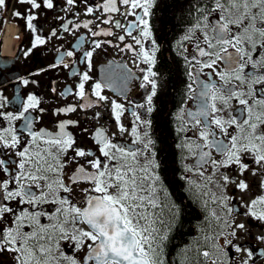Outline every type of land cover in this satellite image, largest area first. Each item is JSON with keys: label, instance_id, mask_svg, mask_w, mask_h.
Masks as SVG:
<instances>
[{"label": "snow or ice", "instance_id": "snow-or-ice-1", "mask_svg": "<svg viewBox=\"0 0 264 264\" xmlns=\"http://www.w3.org/2000/svg\"><path fill=\"white\" fill-rule=\"evenodd\" d=\"M77 2L65 0L68 6ZM81 2L85 4L86 15L107 14L97 19L124 29L125 35L134 41V44H125L120 51L133 52L138 58L133 63L143 73L139 86L146 92L144 102L131 109L135 120L130 135L136 147L114 143L103 127L97 129L93 137L96 151L76 147L74 135L66 128L78 126L79 121H61L56 133L34 130L30 112L44 111L38 96L29 94L26 101L18 100L22 111L14 114L2 111L7 98L0 92V118L8 122L6 127H0V176L3 177L0 179V255L7 253L12 264H165L164 244L173 226L180 222V209L163 196L161 162L156 158L155 141L149 131L152 120L144 118L154 111L161 76L157 68L160 46L153 35L152 23L157 0ZM186 2L191 6L190 20L177 44L191 81L185 98L194 100L196 106L194 111L186 112L182 106L178 113L180 127L177 131L183 135L176 147L180 149L184 171L204 177L199 184L190 176L184 178L190 185L188 191L208 213L205 219L210 234L204 235L202 241L198 239L196 248L185 249L184 264H209V261L227 264L229 247L236 252L245 251L234 243L237 230H244L245 225L230 219L234 208L229 207L228 201L233 197L227 190L232 186L240 193H247L250 186L241 177L249 171L252 175L258 170L264 173V0ZM17 4L26 6V11L14 10L13 16L24 19L26 29L32 33L37 32L34 22L39 19L38 12L56 7L54 0H17ZM6 7L7 0H0V10ZM113 13L125 20L129 16L134 19L122 23L113 18ZM91 23L89 20L82 26L89 28ZM52 35H56L55 31ZM99 35L114 33L105 29L92 32L94 37ZM125 35L116 38L124 41ZM45 43L37 34L31 48L23 54L28 56L32 49ZM105 43L111 41L93 40L92 49L84 51L82 62H86L89 71L93 67L94 53L97 49L103 50ZM74 54L67 51L49 68L60 65L67 68L63 57ZM114 63L110 62V67ZM140 64L147 67H139ZM202 75L208 79L202 80ZM113 76L123 81L133 78L124 65L119 66V71L113 69L109 79ZM91 79L88 71L83 72L74 93L84 101L79 105L81 109L108 101L102 94L106 85L100 82L91 86L95 100L86 95L85 83ZM30 83L37 81L23 79L25 86ZM233 101L238 105L235 114L229 111ZM110 103V114L119 132H128L120 123L127 109L116 100ZM137 109H142L143 115ZM55 111L56 114L74 113L77 105L70 104ZM226 111L227 118L222 115ZM100 118L99 112L92 117ZM17 120H23L21 129L14 126ZM213 151L221 158L215 159ZM250 163L256 168H251ZM209 164L212 172L206 176ZM66 169L71 171L66 172ZM227 169L238 170L239 174L230 177L224 171ZM210 204L221 211L210 208ZM245 207L246 215L264 222V195L252 199ZM257 239L264 240V237ZM82 251H86L83 260L76 255ZM188 251L193 252L190 258L186 255ZM246 255L251 258L253 253L247 251Z\"/></svg>", "mask_w": 264, "mask_h": 264}, {"label": "flooded vegetation", "instance_id": "flooded-vegetation-1", "mask_svg": "<svg viewBox=\"0 0 264 264\" xmlns=\"http://www.w3.org/2000/svg\"><path fill=\"white\" fill-rule=\"evenodd\" d=\"M54 2L56 4L54 9H44L38 12L39 19L34 22L37 24L36 33L26 29L24 19L13 16L14 10H19L22 13L26 11V6L18 5L17 0H7L6 9L0 10V92L7 98L5 108L2 111L18 114L22 111L18 100L26 101L29 94H36L41 101L40 107L44 111L40 112L37 109L30 112L34 130L45 129L51 133H56L58 131L57 125L61 121L74 120L79 121V125H69L66 131L74 135L76 147L96 151L93 137L95 131L101 127L104 128L105 134L113 139L114 143L125 146L132 145L134 137L130 135V131L135 118L131 115V109L135 104L144 102L143 97L146 92L139 86L142 82L143 73L133 63V60L138 58L127 49L121 52L120 48H123L125 44H134V41L125 35L124 29H117L111 24L101 23V19L105 18L107 14L86 15L85 4L81 0H78L74 6L66 5L65 0H54ZM99 2L101 0H88L89 4ZM195 2L196 0H193V3ZM190 7L186 0H157L152 17L153 35L160 46V51L157 53V68L161 70V76L158 94L154 98V111L144 118L152 120V127L149 131L155 141L156 158L161 162L160 175L163 181V196H167L168 202L174 203L180 209V222L173 226L168 240L164 244L165 264H184L185 249L196 248L197 240L202 241L204 235L210 234L205 219L208 213L188 191L190 185L188 180L184 178L190 176L192 181L199 184L204 180V177L184 171L180 149L176 147L181 142L183 135L177 131L180 127V121L177 119L178 113L182 106L185 112L189 109L194 111L196 106L194 100H186L185 98L187 85L191 81L187 77L184 61L178 54L177 44L189 23L188 11ZM121 10L123 11V8ZM97 16H100L101 19H97ZM112 16L122 23L134 19L129 16L125 20L123 16L117 13H113ZM89 20L92 21L89 28H84L83 23ZM78 24L81 26L77 29L76 25ZM100 29L112 31L114 35L92 36L93 31ZM53 31L56 35H52ZM37 34L41 35L46 43L32 49L31 53L25 56L23 52L31 48L34 36ZM135 34L134 32L133 35ZM120 35H125L124 41H119L116 38ZM93 40L111 41V43L103 44V50L97 49L93 55V67L89 71L86 62H82V57L84 51L92 49ZM67 51L75 53L72 57H63L64 62L68 64L67 68H64L63 65L57 68H49V65L58 63L61 56ZM110 62L115 63L111 64L110 67ZM120 65L126 66L131 71L132 79L123 81L115 76L111 80L109 79L113 69L119 71ZM139 67L146 68L147 65L140 64ZM40 69L48 70L39 72ZM86 71L92 77L90 81L85 83L86 95L91 96V86L100 82L106 85L102 94L108 97V101L100 102L88 109H81L79 105L84 101H81L74 93L80 83L81 74ZM34 73L39 74L33 75ZM74 73L76 74L74 75ZM23 79L35 80L37 83H30L25 86ZM201 79L207 80L208 77L202 75ZM213 79L217 78L213 77ZM109 84L111 86H108ZM52 88H55L56 91L53 92ZM61 93L64 95L62 96ZM91 99L95 100L96 98L91 96ZM112 100L123 104L127 109L122 115L120 123L129 130L128 132H119L117 123L110 114V102ZM70 104L77 105L76 112L56 114V109L67 107ZM105 104L107 107L103 106ZM237 107L238 105L233 101L229 111L235 114ZM137 111L143 115L142 109H137ZM96 112L101 114V118L94 120L92 117ZM222 115L227 118L228 112L226 111ZM7 123L6 120L0 118V127H6ZM13 123L18 129L23 126V120H17ZM84 128H87L88 131L83 132L82 129ZM229 131L235 134L233 129H229ZM24 135L26 136V133ZM132 146L136 147L135 145ZM69 155H72L71 151H69ZM213 157L215 159L221 158L215 151H213ZM187 162L190 163L191 161ZM250 167L256 168V165L250 163ZM70 171L71 169H66V172ZM224 171L233 178L239 174L238 170L227 169ZM211 172L212 166L209 164L206 166L205 175L207 176ZM2 178L0 176V179ZM241 179L249 184L250 190L247 193H240L234 187L229 186L227 194L233 197L228 201L229 207L234 208L230 219L245 225L244 230H237L238 236L234 243L240 245L245 251L236 252L229 247L227 264H242L244 260H247L248 264H264V240L257 239L264 237V222L257 221L245 214L247 212L245 206L252 199L264 195V188H261L264 173L258 170L256 175H252L249 171ZM212 190L217 191L215 188ZM74 203H78V201L74 200ZM78 206L83 207V204L78 203ZM209 207H215L218 213L221 211L215 205L210 204ZM65 250L71 254L70 249L66 248ZM201 250L204 249L201 248ZM247 251L253 253L251 258L247 257ZM76 255L83 260L86 251ZM186 255L190 258L193 256V252L188 251ZM220 259L225 258L220 256ZM0 264H12L7 253L0 255Z\"/></svg>", "mask_w": 264, "mask_h": 264}]
</instances>
